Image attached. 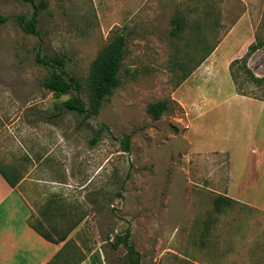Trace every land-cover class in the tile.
<instances>
[{
  "label": "rangeland",
  "instance_id": "1",
  "mask_svg": "<svg viewBox=\"0 0 264 264\" xmlns=\"http://www.w3.org/2000/svg\"><path fill=\"white\" fill-rule=\"evenodd\" d=\"M117 1L97 13L91 0H45L32 34L18 21L32 4L0 0V126L44 130L52 153L42 165L90 178V264H128L125 247L111 245L127 230L141 264H264V82L240 62L261 42L246 68L264 78V0H143L137 11ZM231 27L206 76L182 85ZM117 33L126 40L120 83L98 113L61 106L77 94L90 110L91 63ZM55 55L79 92L56 97L42 85L50 67L37 57ZM232 85L258 100L248 101V118ZM179 86L193 99L191 124L173 99ZM216 89L197 111L202 93ZM159 100L167 109L154 118L146 107ZM212 147L224 150L205 151Z\"/></svg>",
  "mask_w": 264,
  "mask_h": 264
},
{
  "label": "crops",
  "instance_id": "2",
  "mask_svg": "<svg viewBox=\"0 0 264 264\" xmlns=\"http://www.w3.org/2000/svg\"><path fill=\"white\" fill-rule=\"evenodd\" d=\"M142 2L118 0L117 4L121 10L134 8L137 11ZM108 3L109 0H91L97 13ZM232 27L182 85L192 78L206 76L208 65L216 63L218 49L229 37ZM219 89L202 93L197 111L201 107L199 103L211 100L210 95L220 93ZM232 91V99L244 102L242 111L248 118L247 112L251 110L248 101L256 103L258 100L238 93L233 85ZM184 94L179 86L173 99L184 109L191 124L190 116L195 111L191 109L193 99ZM261 102L263 106L264 101ZM12 131L18 133L16 139L10 135ZM47 147L44 130L42 135L40 130L32 134L29 125L26 128L16 122L0 126V164L10 170L5 172L0 165V264H90V201L85 197L90 190L87 189L90 178L79 179L77 171L69 172L67 168L52 173V168L42 165L52 153V148ZM222 148L205 151H223ZM57 174L60 179L50 177ZM5 176L14 180L15 185ZM46 181L52 186L41 188L39 183Z\"/></svg>",
  "mask_w": 264,
  "mask_h": 264
},
{
  "label": "trees",
  "instance_id": "3",
  "mask_svg": "<svg viewBox=\"0 0 264 264\" xmlns=\"http://www.w3.org/2000/svg\"><path fill=\"white\" fill-rule=\"evenodd\" d=\"M28 1L33 6V12L30 18L24 16H18V21L21 28L28 33L38 34L39 31L36 28L37 16L39 9L46 6L45 0H39L35 3V0H24ZM171 34L177 35V31L181 30V22L178 18H172ZM126 40L122 33H117L113 38L101 49L97 54L90 66L89 79L92 86V100L91 107L88 110L85 107L84 102L81 100L79 95H74L61 103V106L78 113L88 112L90 114L98 113L103 100L110 95L115 87L120 83L118 71L120 63L124 57ZM262 43L250 44L248 51L245 53L243 58H240L241 68L251 78L252 82L258 85L264 82V78L255 76L248 68H246V59L249 53L257 50L261 47ZM239 59V58H238ZM235 59L234 61H238ZM37 60L46 66L50 67L49 75L42 81V85L50 90L53 95L59 97L62 94H67L71 90L79 92L81 89V82L66 73L62 67L65 64V58L63 55H55L52 58H41L37 57ZM59 68V69H57ZM240 94H244L238 91ZM264 94V89H263ZM168 100H159L155 102H149L147 104V112L150 113L154 118H158L167 109ZM130 135H125V146L124 149L129 148ZM8 182L14 186L15 181L5 176ZM129 231L127 230L124 234L114 235L111 245L114 248L122 245L126 249L125 260L128 264H141L139 252L134 248L133 243L129 240Z\"/></svg>",
  "mask_w": 264,
  "mask_h": 264
}]
</instances>
